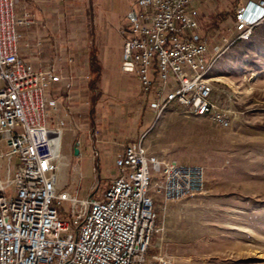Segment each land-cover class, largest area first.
<instances>
[{
    "label": "built area",
    "instance_id": "obj_1",
    "mask_svg": "<svg viewBox=\"0 0 264 264\" xmlns=\"http://www.w3.org/2000/svg\"><path fill=\"white\" fill-rule=\"evenodd\" d=\"M206 1L137 0L119 31L121 69L136 78L157 117L171 109L226 128V111L212 99L208 79L216 60L200 33L199 8ZM15 6L16 0H0V160L6 165L0 174V264H143L157 231L156 198L175 204L201 195L204 167L160 161L140 139L115 156L116 174L101 200L80 201L62 191L58 158L70 112L50 120L70 101L74 80L60 65L35 71L19 56L20 28L33 20L18 16ZM234 22L236 40H247L264 24V0L248 1ZM54 86L62 100L53 97ZM62 203L69 205L70 221L55 207Z\"/></svg>",
    "mask_w": 264,
    "mask_h": 264
},
{
    "label": "rangeland",
    "instance_id": "obj_2",
    "mask_svg": "<svg viewBox=\"0 0 264 264\" xmlns=\"http://www.w3.org/2000/svg\"><path fill=\"white\" fill-rule=\"evenodd\" d=\"M84 1L78 0V22L88 20L83 14L87 7ZM118 1L125 4L116 7L125 29L127 4L132 3L130 10L137 0ZM248 1L256 0H207L199 8L200 33L206 38L209 56L216 60L208 74L212 99L222 104L229 124L222 128L201 117L185 121L210 128L209 142L180 141L182 123L176 118L165 119L171 109L157 117L148 107L150 100L143 102L134 86H123L111 75L116 71L124 74L121 58L116 68L107 65L105 75L95 82L101 95L93 105L80 96L90 80L85 72L78 73L74 95L79 94L82 100L73 106L67 102L70 116L62 127L58 158L62 191L80 201L101 200L116 174L111 152L116 148L115 153H119L124 144L140 139L160 161L204 167L205 190L201 195L175 204L156 198L157 231L143 264H160L161 260L167 264H264V24L255 27L247 40L237 41L234 22ZM110 35V59L114 55L119 61L122 37L118 31ZM82 53L78 48L80 57ZM56 60L60 63L59 56ZM84 66L80 68L84 70ZM63 111L52 113L50 122L60 119ZM78 141L82 145L80 158L73 153ZM93 147L101 151V159H92ZM4 149L0 140V151ZM5 170V160H0L2 176ZM6 195L13 196L11 187ZM55 207L61 219L70 221L67 203Z\"/></svg>",
    "mask_w": 264,
    "mask_h": 264
},
{
    "label": "crops",
    "instance_id": "obj_3",
    "mask_svg": "<svg viewBox=\"0 0 264 264\" xmlns=\"http://www.w3.org/2000/svg\"><path fill=\"white\" fill-rule=\"evenodd\" d=\"M84 2H86L87 7L84 8L83 14L88 20H80V22H78V0H16L15 6V12L18 16L28 15L33 20V24L20 28L22 39L19 46V56L30 63L35 71L45 70L52 64H63V70L72 76L74 80L70 91L71 95L68 94L70 97L68 103L71 106L77 104L79 99V94L74 95L78 91V86H76V82L78 83L76 80L79 78L78 73L82 74V72H85V77L88 78L87 80H91L94 77L90 69L92 52L96 55V62L100 69V72L97 74V79H100L104 74V70L108 69L106 68L108 67L107 65L113 64L116 68L121 58L120 56L119 61H116L113 59V55V58L110 59L109 44L107 43L109 40L107 39L111 37L110 34L112 31L117 33L121 28H124L125 21H122L121 16L116 13V7L118 6L119 8L122 6L123 8L125 6L124 2L122 1V4L121 1L117 2V0H85ZM131 4H127L126 13ZM126 26L127 23L125 24V28ZM78 48L83 52L82 57L78 54ZM58 56L60 63L57 64L56 57ZM68 59L72 61L69 65L66 62ZM79 63H81L80 66ZM81 66H84L85 69L82 70L83 68L81 69ZM111 73L112 76L120 79L123 86H134L135 93L142 96L143 102L146 103V101H149V96L142 95L134 76L118 74L117 71ZM87 86L82 88L80 96L86 97L91 102L89 93L87 92ZM96 86L97 83H95L92 92L94 93L96 91L100 94ZM54 87L53 97L61 98L62 100L64 95L61 94V91H58V86ZM125 88L123 87L122 90H125ZM68 103H66L67 106L61 104L60 110H70ZM88 115L91 118L92 112L90 110ZM169 118H176L179 123H182L178 132L180 141L186 144H188L189 140L199 141V144L201 142H209L211 135L210 128H206L201 122L185 121V118L187 119L188 117L179 116V114H175L174 112H167L165 114V119ZM66 125H70V123ZM126 144L123 145L119 153L123 151ZM80 146L82 145L78 141V158H80ZM116 150L118 149L114 148L111 152L113 153V159L118 154L117 152L115 153ZM102 156L101 151L93 147L92 159L96 157L99 160Z\"/></svg>",
    "mask_w": 264,
    "mask_h": 264
},
{
    "label": "trees",
    "instance_id": "obj_4",
    "mask_svg": "<svg viewBox=\"0 0 264 264\" xmlns=\"http://www.w3.org/2000/svg\"><path fill=\"white\" fill-rule=\"evenodd\" d=\"M90 69L91 73L94 74V77L91 78L88 86H87V92L89 93V98L91 100V105L95 104L97 102V99H99V93L96 91L93 93V89L95 86V82L98 78V73L100 72V69L98 67V63L96 62V55L95 53L92 52L91 57H90ZM93 107V106H92Z\"/></svg>",
    "mask_w": 264,
    "mask_h": 264
},
{
    "label": "water",
    "instance_id": "obj_5",
    "mask_svg": "<svg viewBox=\"0 0 264 264\" xmlns=\"http://www.w3.org/2000/svg\"><path fill=\"white\" fill-rule=\"evenodd\" d=\"M73 153H74L75 156H77L78 155V149L77 148H74L73 149Z\"/></svg>",
    "mask_w": 264,
    "mask_h": 264
}]
</instances>
